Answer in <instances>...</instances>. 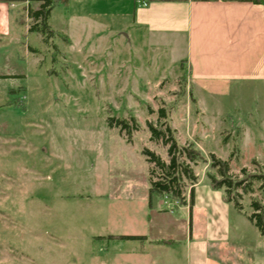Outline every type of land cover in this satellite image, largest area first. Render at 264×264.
Segmentation results:
<instances>
[{"label": "rangeland", "instance_id": "1", "mask_svg": "<svg viewBox=\"0 0 264 264\" xmlns=\"http://www.w3.org/2000/svg\"><path fill=\"white\" fill-rule=\"evenodd\" d=\"M39 3L13 10L12 32L0 40V264L91 263L100 246L138 244L100 236L145 233L150 204L180 206L149 195L143 148L167 158L147 127L160 107L177 142L204 156L194 166L190 214L200 233L221 237L210 256L264 264V234L207 183L216 170L211 154L229 159L233 176L264 173V88L193 82L180 44L171 52L157 38L115 29L125 20L108 1H57L47 19L54 35L45 41L29 30L28 7ZM129 117L139 125L131 142L109 125ZM250 198L240 199L247 214Z\"/></svg>", "mask_w": 264, "mask_h": 264}, {"label": "crops", "instance_id": "2", "mask_svg": "<svg viewBox=\"0 0 264 264\" xmlns=\"http://www.w3.org/2000/svg\"><path fill=\"white\" fill-rule=\"evenodd\" d=\"M28 1L0 0L1 41L12 32L13 10ZM101 1L112 3L113 16L125 20L115 29L130 28L132 34L142 32L145 37L157 38L171 52L180 44L183 55L179 60L193 82L209 88L236 82L264 88V0ZM167 205L161 211L160 205L150 204L155 215H148L146 223L153 225L145 233L100 236L138 244L112 249L100 246L90 257L91 263L85 264H219L210 256L209 247L221 237L200 233V224H194L188 205ZM178 209H186L184 218L172 212ZM118 235L145 237L119 239ZM179 240L185 250L178 247Z\"/></svg>", "mask_w": 264, "mask_h": 264}, {"label": "trees", "instance_id": "3", "mask_svg": "<svg viewBox=\"0 0 264 264\" xmlns=\"http://www.w3.org/2000/svg\"><path fill=\"white\" fill-rule=\"evenodd\" d=\"M40 1L37 8L28 7V16L32 19L30 31L40 34L46 41L54 31L48 26L47 19L51 9L57 1L66 0H36ZM63 39H68L63 36ZM158 120L156 123L147 122L150 130V139L155 143L166 147L167 158L155 151L144 147L143 154L150 167L149 195L156 193L164 198L177 201L180 206L188 205L191 210L194 202L193 189L198 182L194 172V166L204 159L201 150L192 144H179L174 135V129L167 121V110L163 107L158 109ZM110 126L119 127L120 132L126 135V141H132V134L139 129V125L134 117L128 119H118L116 122L109 121ZM211 166L214 167L215 174H207V183L213 188L222 191L223 199L240 214L245 215L248 220L264 234V173L254 172L247 174L242 172L241 177L233 176L230 173L229 159L221 160L213 154ZM250 195L249 207L251 213L243 211L240 202L242 194ZM119 239H142L144 235H118Z\"/></svg>", "mask_w": 264, "mask_h": 264}]
</instances>
